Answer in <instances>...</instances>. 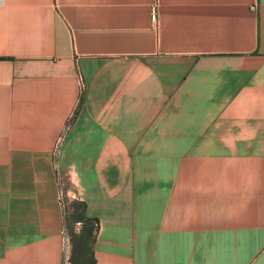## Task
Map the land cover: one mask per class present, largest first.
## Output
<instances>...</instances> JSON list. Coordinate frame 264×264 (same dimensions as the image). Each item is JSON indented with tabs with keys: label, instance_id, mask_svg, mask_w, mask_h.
<instances>
[{
	"label": "crops",
	"instance_id": "obj_1",
	"mask_svg": "<svg viewBox=\"0 0 264 264\" xmlns=\"http://www.w3.org/2000/svg\"><path fill=\"white\" fill-rule=\"evenodd\" d=\"M81 220L92 264H264V0H0V264Z\"/></svg>",
	"mask_w": 264,
	"mask_h": 264
},
{
	"label": "rangeland",
	"instance_id": "obj_2",
	"mask_svg": "<svg viewBox=\"0 0 264 264\" xmlns=\"http://www.w3.org/2000/svg\"><path fill=\"white\" fill-rule=\"evenodd\" d=\"M66 212L69 217H71L74 212L77 214L79 212V206L73 203L70 200L65 199L64 201ZM68 208H74L72 211L67 210ZM80 226H69L68 232L71 236L70 238V253L69 259L67 260V264H91L90 263V237H87L86 229L88 227L87 221L81 220ZM84 234V235H83ZM83 235V236H82ZM82 236V237H80Z\"/></svg>",
	"mask_w": 264,
	"mask_h": 264
},
{
	"label": "built area",
	"instance_id": "obj_3",
	"mask_svg": "<svg viewBox=\"0 0 264 264\" xmlns=\"http://www.w3.org/2000/svg\"><path fill=\"white\" fill-rule=\"evenodd\" d=\"M152 18H153V20H155V15H153ZM62 139H63V136L61 138H59V143L62 141ZM58 200H59V202H61L63 204V206H65L64 192L62 189H59V191H58Z\"/></svg>",
	"mask_w": 264,
	"mask_h": 264
},
{
	"label": "trees",
	"instance_id": "obj_4",
	"mask_svg": "<svg viewBox=\"0 0 264 264\" xmlns=\"http://www.w3.org/2000/svg\"><path fill=\"white\" fill-rule=\"evenodd\" d=\"M87 225H88V227L86 229L87 237H90V239H91V233H90V231L92 229V225H90V223L88 221H87ZM90 263L92 264V260L91 259H90Z\"/></svg>",
	"mask_w": 264,
	"mask_h": 264
}]
</instances>
